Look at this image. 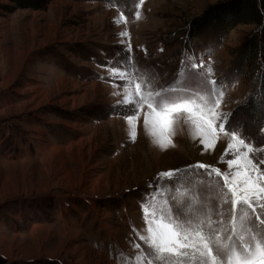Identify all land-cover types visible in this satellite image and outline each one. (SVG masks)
I'll return each instance as SVG.
<instances>
[{"label":"rangeland","instance_id":"1","mask_svg":"<svg viewBox=\"0 0 264 264\" xmlns=\"http://www.w3.org/2000/svg\"><path fill=\"white\" fill-rule=\"evenodd\" d=\"M39 1L34 9L0 0V264H123L146 248L142 204L160 173L198 162L227 172L232 157L226 137L205 149L183 118L175 147L153 142L143 113L132 140L130 106L118 103L125 81L113 69L130 57L164 87L195 54L214 79L234 85L221 111L255 143L264 137L248 103L258 92L256 61L241 54L255 27L193 31L196 18L226 0H143L139 8L136 0ZM122 11L127 23L117 24Z\"/></svg>","mask_w":264,"mask_h":264},{"label":"snow or ice","instance_id":"2","mask_svg":"<svg viewBox=\"0 0 264 264\" xmlns=\"http://www.w3.org/2000/svg\"><path fill=\"white\" fill-rule=\"evenodd\" d=\"M142 4L136 0L137 8ZM134 15L142 18L138 10ZM121 22L127 23L123 11L116 23ZM113 75L125 81L118 103L130 106L124 119L132 140L143 113L144 130L153 142L162 150L175 147L176 125L183 118L191 126L192 139L205 149L226 137L225 154L232 157L226 161L227 172L198 162L184 173H160L163 182L142 204L146 234L138 235L146 248L123 258V264H264V137L254 143L242 122L221 111L227 89L234 85L214 79L212 66L195 54L181 61L168 86L158 85L130 57L128 66L114 68ZM248 103L260 112L259 129L264 132V87ZM134 247L140 249L139 244Z\"/></svg>","mask_w":264,"mask_h":264},{"label":"trees","instance_id":"3","mask_svg":"<svg viewBox=\"0 0 264 264\" xmlns=\"http://www.w3.org/2000/svg\"><path fill=\"white\" fill-rule=\"evenodd\" d=\"M19 1L25 3L24 8L40 9L44 6L39 0ZM193 25V31L211 26L226 32L238 25H253L255 31L247 37L241 54L249 65L256 61L254 71L258 92L264 87V72L261 68L264 62V0H226L208 7L193 21Z\"/></svg>","mask_w":264,"mask_h":264}]
</instances>
